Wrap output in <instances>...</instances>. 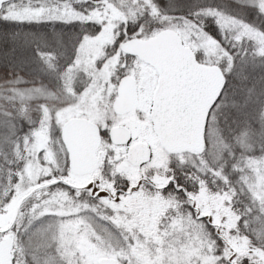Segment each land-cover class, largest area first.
Listing matches in <instances>:
<instances>
[{
	"label": "snow or ice",
	"instance_id": "obj_1",
	"mask_svg": "<svg viewBox=\"0 0 264 264\" xmlns=\"http://www.w3.org/2000/svg\"><path fill=\"white\" fill-rule=\"evenodd\" d=\"M0 264H264V0H0Z\"/></svg>",
	"mask_w": 264,
	"mask_h": 264
}]
</instances>
